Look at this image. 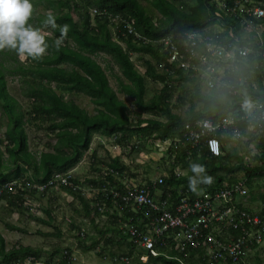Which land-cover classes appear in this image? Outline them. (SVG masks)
<instances>
[{"label":"trees","instance_id":"1","mask_svg":"<svg viewBox=\"0 0 264 264\" xmlns=\"http://www.w3.org/2000/svg\"><path fill=\"white\" fill-rule=\"evenodd\" d=\"M31 2L34 5L42 4L45 11L51 10L56 17L57 27H51L54 37L46 39L49 47L45 56L35 59L27 57L26 62H19L20 64L13 67L12 63L17 58L9 54L12 49H0V111L7 121L5 132L0 136V189L17 179L47 183L55 172L69 171L89 149L94 133H101L123 147L132 141H141L140 148L133 147L131 151L132 154H138L148 140L163 142L168 138L182 139L183 128L187 123L200 119L216 121L229 115H235V118L239 119L241 109L234 105L238 103V99L232 105L223 103L215 93H202L199 85H195L194 90L187 87L180 98L182 106L189 104L188 112L184 116L175 114L172 108L175 86L172 85L171 75L157 71L150 60L145 64L146 73L144 75L139 73L129 53L148 54L157 65L164 61V54L159 52L156 46L133 43L132 36L127 34L124 26H121L117 38L125 42L127 50H124L113 40L109 28V14L131 16L135 20V30L151 39L165 37L178 28L192 30L208 27L216 22L214 15L216 5L213 0H31ZM94 8L106 10L107 16L98 17L93 22L90 13ZM74 10L79 15L78 21L74 18ZM45 17L41 15L37 18L38 27L43 25ZM154 19H157V23H154ZM33 20L29 18L28 22ZM65 23L70 27L64 40H72L78 49H73L69 44L59 48L55 46V39L60 35L59 26ZM124 33L128 36L123 35ZM100 53L110 56L119 68L125 80L117 76L118 85L122 92L133 98L135 112H131L129 107L118 99L110 87L106 70L92 58L93 55ZM10 75L21 77L23 84L21 94L28 99L26 110L9 91L7 76ZM180 75L183 80H189L186 75ZM149 80L162 84L163 88L147 99ZM55 87L63 92L58 94ZM68 93L89 96L92 103L102 109L97 110V115L90 116L72 101L65 100ZM198 104L201 106L197 109ZM143 113L154 114L157 119L145 120L142 118ZM133 114L138 117L136 123L132 120ZM162 118L165 121H161ZM26 122L45 129L50 132V136L57 139L56 143L47 145L48 148L51 147L52 153L44 152L38 158L36 153L28 151V134L24 126ZM56 122H59L58 131L53 126ZM247 127L246 123L238 122V129L243 134L246 133ZM73 129L76 132H73ZM257 146L264 150V140ZM188 151V148H181L177 157L180 162L173 165V170L171 169L168 177H163L162 183L157 182V187L162 189L166 196L171 195V201H177L183 196L180 194L181 190L184 192L189 189L195 197L200 190L212 191L222 186L224 182H237L239 173L248 178L250 189L253 180L262 177V167L247 166L237 152H226L215 157L206 148L191 151L190 154ZM5 153L8 154V159H5ZM93 156L97 159V153ZM108 159L110 162L106 163L111 168L120 172L129 169L120 157L112 159L108 156ZM193 161L203 163L208 174L213 176L211 184H201L197 191H192L188 186V177L193 175L189 165ZM176 167L186 170L187 174L177 176L174 173ZM30 171L32 176L29 177ZM72 181L78 183V179L72 178ZM87 181L97 183L94 180ZM148 184H152L150 180ZM66 188V191L81 203L87 216L94 215L93 211L96 209L81 192H75L69 186ZM262 197L264 198V194ZM40 198L42 197L39 196L38 199ZM0 200H6L12 208L9 214H13L14 210H20L23 205V197L8 190L0 194ZM99 215L96 213L94 216ZM126 215L132 216L131 212H126ZM51 219L53 216L50 210ZM177 254L172 252V255ZM28 256L40 259L42 249L20 246L7 251L5 240L0 233V264L19 263ZM185 261L190 264L204 262L203 259H196L195 253ZM150 262L180 264L177 260H169L163 256L152 258ZM256 263L264 264V260L257 257Z\"/></svg>","mask_w":264,"mask_h":264},{"label":"built area","instance_id":"2","mask_svg":"<svg viewBox=\"0 0 264 264\" xmlns=\"http://www.w3.org/2000/svg\"><path fill=\"white\" fill-rule=\"evenodd\" d=\"M213 2L216 5V22L213 26L176 30L159 40H150L136 33L133 19L127 20L120 14H109L114 24H124L128 33L135 34L136 39L162 46V51L167 55L157 67L162 73L173 76V84H179L177 72L182 70L197 77L208 89L221 90L231 100L239 99V119L235 115H229L218 122H190L183 128L182 139L153 142L156 148L165 151V156H171L172 167L180 162L177 157L181 148H188L190 152L206 148L212 156L224 155L219 133L221 138L229 136L232 141H247L248 138L237 127L238 122L247 124V131L254 135L256 144L264 140V90H256L258 93L255 95L247 94L245 88L249 85L251 74L256 71L250 68L243 74L253 57L264 62V0ZM92 14L107 16L106 10L94 9ZM228 37L232 41L226 43ZM240 38L246 40L245 45L238 46L235 43ZM141 143L134 141L127 148L138 149ZM254 150L252 160L258 159V165L262 167L260 179L264 183V150ZM244 159L247 166H256L248 155ZM179 169H174L177 176L181 174L178 173ZM117 175L114 169L106 168L101 186L96 187L75 184L71 172H56L47 183H32L28 179L8 182L0 189V194L5 190L17 193L23 197L25 206L35 200L36 196L45 197L49 189L50 194L67 186L81 192L83 196L92 199V207L101 217L116 215L118 228L129 237L135 250L139 252V264H151V259L159 256L177 260L180 264H190L185 259L192 253H195L196 259L204 260L198 264H245L247 256L257 251L264 241V204L260 211L249 210L244 204L250 191L248 178H239L234 183L224 182L212 191L202 190L195 197L189 189L184 192L181 190L180 194L183 196L177 201H171L170 194L166 196L164 191L155 193L146 184L123 183L120 187L114 182ZM110 176H114V179L111 180ZM162 179L158 182L162 183ZM257 179L259 178L255 180ZM153 184L156 185V181ZM128 209L136 215L143 214V217L127 216L125 212ZM93 214L95 215L94 212ZM77 236L83 240L87 238L84 231H80ZM172 252L178 254L172 255ZM63 254L66 264L74 260L68 250ZM114 261L118 264H132L134 258L119 255L114 257ZM22 264L50 262L30 256Z\"/></svg>","mask_w":264,"mask_h":264},{"label":"rangeland","instance_id":"3","mask_svg":"<svg viewBox=\"0 0 264 264\" xmlns=\"http://www.w3.org/2000/svg\"><path fill=\"white\" fill-rule=\"evenodd\" d=\"M33 8V14L30 18H33L34 20L29 23L33 24V26L35 27L37 24L38 16L43 15L45 13V10L42 4H33ZM74 18L78 21L79 15L74 14ZM49 35L51 36V33ZM112 35L115 37V30H112ZM5 49L8 50V48ZM9 54L17 58V60L12 63L13 67H16L17 64H20L19 62H26V58H21V56L18 55V53L14 49H12V52H10ZM92 58H94V60L106 70V73L110 80V84L112 88L116 92H118L119 98L128 104L131 112H135L136 107L133 104V99L131 97L125 96L122 92L119 91L116 77L119 76L122 80L125 79L123 78L117 65H115V63L112 61L111 57L106 54L100 53L98 55H93ZM148 60L149 57L147 55L135 54L132 56V61L134 62L138 72L141 74L145 73V64ZM257 76L258 75H256L255 73L251 74L252 78H249V85L245 88V92L249 95H255L256 90H258L260 87L259 78ZM7 81L10 93L18 99V101L21 105L24 106V108L28 107V99L23 97L21 94L23 90V84L21 82L20 75L7 76ZM176 85L178 86V90L174 92L172 98L173 112L175 114L184 116L189 110V104L183 106L181 105L180 98L184 94V87H182L181 84ZM162 88V84L155 83L152 80H149L146 98L150 99ZM203 93L210 94V91L204 88ZM68 98H73V100L77 102L81 107L88 110L90 113H94V105L88 97L83 95L76 96L70 94ZM200 106L201 104H198L197 109ZM142 118L147 119L148 117L144 116ZM137 119L138 117L133 114L132 120L134 123H136ZM6 122L7 121L5 116H3L2 112L0 111V136H2L5 132ZM53 126L57 128L58 124H54ZM25 128L29 136L28 144L30 152H49L47 144L49 142L53 143L55 141V138L48 136L43 129H37L36 126L29 125L28 123L25 124ZM243 135L245 136V138H248L249 145L245 144V142L243 141H235L229 148L232 149L233 152H237L243 159L248 155L252 160V152H255V150L253 151V149H258V146L249 131H246V133ZM113 143V139L100 137L99 134L94 135L93 141L90 144L91 150L89 152H85V158L81 160V166H84V170L83 173L79 172V174H77V176H79L81 180H97L99 178V176L95 175L96 172L92 170L90 165L91 153L94 150H98L101 155H104L106 157L109 154L112 157H120L122 162L133 168L137 176L140 177L138 179H142L148 176L147 174H149L150 178H152L153 180H159L160 178L169 176L171 166H169L168 161L165 159V151L156 148L153 142H149L154 147L153 148L152 146H150V148H153L152 150H150L149 148H143V151L139 152L141 153L139 155L132 154V149L130 147H117ZM104 146H107L105 148H108L109 153H106L108 151L104 148ZM6 158L8 159V154L6 155L5 153V159ZM252 161V164L255 165H258L259 163L258 159L255 158ZM71 176L74 179L72 172ZM237 176L240 179L244 178L243 173H239ZM77 184L81 186H87L89 183L86 184L82 182ZM263 194V181L261 179L254 180L252 188L249 191V196L246 197V206L253 209L254 211L260 210V206L264 204V198L262 197ZM253 197H255V199H253ZM85 198L90 201L92 206V199L87 197ZM30 202L31 203H29L28 205H22V208L20 210H14L13 214H9V212L12 210L11 207L6 200H0V233L5 240L6 248L9 250L13 247L16 248L17 246L22 245V243H25L27 245L29 244L32 245V248H42V260L50 261V250L56 248V246L59 245L63 246L67 242L69 246L72 247L71 249L74 253V249L78 246L77 234L79 233V231L85 232V230H80L78 228L81 224L82 226H84V222L86 220L85 218H83L81 203L77 199L75 200L73 195L69 193L66 194V192L61 191V189L59 191L51 192V194L49 190L45 197H42L40 199L36 197L35 200H31ZM50 210L52 211L53 216V219L51 220ZM79 212H82V214ZM93 212L95 214L98 213L95 211ZM85 225H88V223H86ZM87 230L90 233L92 231V229L88 228ZM50 234H53V236H50ZM63 235H65V237H63ZM73 247L75 248L73 249ZM257 257L264 260V241L257 251H253L247 256L245 264H257Z\"/></svg>","mask_w":264,"mask_h":264},{"label":"crops","instance_id":"4","mask_svg":"<svg viewBox=\"0 0 264 264\" xmlns=\"http://www.w3.org/2000/svg\"><path fill=\"white\" fill-rule=\"evenodd\" d=\"M94 9H97V8H94ZM94 9H92V10H94ZM48 11H45V13L42 15V16H46V13H47ZM90 15H91V20L94 22L97 18H98V16H94L92 13H90ZM39 17V16H38ZM125 17V16H124ZM101 18V17H100ZM127 20H129V19H133L134 20V18H132L131 16H128V17H125ZM109 22H110V25H109V28H110V31H111V34H112V30H115V37L112 35V37H113V40H115V41H117L122 47H123V49L124 50H127L126 48V44H125V42L124 41H120L118 38H117V32H119L120 30H119V28L121 27V26H124L125 27V29L127 30L128 28H126V26L124 25V24H118V25H116V24H114L112 21H111V19L109 18ZM157 23V19H154V23ZM134 24H135V20H134ZM211 26H213V25H211ZM35 27H38L37 26V24H36V26ZM43 29H44V31L47 33V35H46V39H51V38H53L54 37V33L52 32V28H51V26H44V25H42L41 26ZM134 27V26H133ZM209 27V26H208ZM204 28H207V27H204ZM200 29H203V28H200ZM176 30H181V29H176ZM175 30V31H176ZM192 30H194V29H192ZM134 31L136 32V33H139L142 37H146V38H148V39H150V40H159V39H151V38H149V37H147V36H144V35H142L140 32H138L137 30H135V28H134ZM182 31V30H181ZM184 31V30H183ZM50 32H51V36L49 35L50 34ZM127 32H128V30H127ZM128 35H131L132 36V41H133V43H135V44H137V45H141V44H144V45H152V46H156V47H158L157 49H159V52H161L162 54H164V58L166 57V55H167V53H165L164 51H162V46L160 45V44H155V43H146V42H143L142 40L140 41V39H136V36H135V34H129V33H127ZM126 33H124L123 35H127ZM238 34V33H237ZM127 35V36H128ZM226 36H228V32L226 33ZM237 36H239V34L237 35ZM232 40H231V38L230 37H228L227 38V40H226V43H228V42H231ZM238 46H242V45H245L246 44V40H243V39H241L240 38V40L238 41V42H235ZM67 44H69L71 47H73V49H78L77 47V44L76 43H74L72 40H69V41H66V40H64L63 41V43H62V45L61 46H66ZM48 54V51H45V53L42 55V56H45V55H47ZM130 55H131V60H132V56L133 55H135V54H140V53H137V52H130L129 53ZM143 55H147L148 57H149V60L155 65V67H156V69H157V71H159L158 70V67H157V64H156V62L148 55V54H143ZM27 59V58H26ZM252 64H250L249 65V67H246L245 68V70H244V72H243V74H246L247 73V71H248V69H250V68H254L255 69V71H256V75H258L257 77L259 78V82H260V87H259V89H260V92H261V90H264V84H263V81H264V68H263V66H264V62H262L261 60H256V58L255 57H253V59H252ZM134 63V62H133ZM257 63V64H256ZM116 65V64H115ZM135 65V64H134ZM258 65V66H257ZM64 66H66V65H64ZM62 67V66H61ZM69 69V68H68ZM159 72H161V71H159ZM145 73H146V71H145ZM144 73V74H145ZM178 81L177 82H179V84H181L182 85V87H184V90H186L187 89V87H189V90H194V87H195V85H199L200 87H201V89H202V93H203V89L205 88V89H207L208 91H210V94H212V93H215L218 97H219V99L223 102V103H229V104H233V103H235L234 101L236 100V99H238V98H235V99H233V100H231L223 91H221V90H218V89H213V90H211V89H208L206 86H205V84L203 83V82H201V81H199V79L197 78V77H193V76H191L190 74H187L186 72H184V71H182V70H178ZM143 74V75H144ZM180 74H182V75H186V77H188L189 78V80L188 81H185V80H183V78L181 77V75ZM171 75V74H170ZM171 77H173L172 75H171ZM173 79V78H172ZM154 82V81H153ZM109 83H110V80H109ZM155 83H157V82H155ZM160 84V83H159ZM172 85L173 86H175V91L176 90H178V86L176 85V84H173V82H172ZM119 86V85H118ZM110 87L112 88V86H111V84H110ZM113 89V88H112ZM258 89V90H259ZM114 90V89H113ZM55 91L58 93V94H61L63 91L61 90V89H59V88H57V87H55ZM115 91V90H114ZM119 91L120 92H122L121 90H120V87H119ZM174 91V92H175ZM115 93H116V95H117V97H118V99L119 100H121L120 98H119V96H118V92H116L115 91ZM125 96H127V97H129L128 95H126L124 92H122ZM256 93H258V91H256ZM255 93V94H256ZM83 95V96H86V95H84V94H77V93H68L67 94V97L65 98V100L66 101H72L75 105H77L79 108H81V109H84L83 107H81L77 102H75L74 100H73V98H71V99H69L68 97H69V95ZM146 96H147V94H146ZM86 97H88L89 99H90V101H91V98L89 97V96H86ZM133 99V98H132ZM239 100V99H238ZM121 101H123V100H121ZM92 102V101H91ZM127 106H128V104L125 102V101H123ZM239 102V101H238ZM134 104V103H133ZM93 105H94V113H90L88 110H86V109H84L90 116H95V115H97V110H101L102 108L101 107H97L94 103H93ZM234 105H238V103H235ZM24 107V106H23ZM129 107V106H128ZM25 110H26V108H24ZM129 109H130V107H129ZM179 115V114H178ZM144 116H147L148 118L147 119H145V120H150V119H157V117L154 115V114H151V113H143L142 114V117H144ZM161 121H165L164 119H160ZM200 120H209V119H200ZM200 120H197V121H200ZM219 120H221V119H219ZM219 120H216V121H213V122H218ZM212 121V120H211ZM27 123V122H26ZM25 123V124H26ZM54 124H58V127L56 128L57 129V131H58V129H59V122H56V123H54ZM53 124V125H54ZM144 125H146V124H144ZM143 125V126H144ZM25 126V125H24ZM32 126H36L37 127V125H32ZM237 127H238V124H237ZM26 129V128H25ZM37 129H40V130H42L43 128H37ZM44 131H45V133L48 135V136H50V132H48V131H46L45 129H43ZM27 131V130H26ZM73 132H76V130L75 129H73ZM243 133V132H242ZM28 134V133H27ZM95 134H99L100 135V137H104V138H107L106 136H104V135H101V133H94L93 135H92V141H93V137H94V135ZM251 134V133H250ZM252 135V134H251ZM29 137V136H28ZM51 137H54V136H51ZM218 137L222 140V142H223V150H224V154L226 153V152H233L232 151V149H230L229 147L235 142V141H232L231 140V138L229 137V136H226L225 138H221V134L219 133L218 134ZM252 137H253V139L255 138L254 137V135H252ZM182 138H183V133H182ZM107 139H109V138H107ZM177 139H181V138H177ZM177 139H170V138H168L167 140H177ZM56 138H55V141L52 143V144H54V143H56ZM92 141H91V143H92ZM114 141V140H113ZM149 141L150 140H148V141H146L145 142V145H144V147L143 148H145V149H147V148H149L150 150H152L154 147H153V145H151L150 143H149ZM134 141H132L131 143H133ZM141 142V141H140ZM150 142H152V141H150ZM154 142H158V141H154ZM237 142H240V141H237ZM243 142H245V144H248L249 145V142H248V140L247 141H243ZM260 141H258V143H259ZM51 142H49L48 144H50ZM131 143H129L127 146H129ZM255 143H257V142H255ZM47 144V145H48ZM113 144H116L115 142L113 143ZM105 145V144H104ZM126 146V147H127ZM149 146V147H148ZM150 146H152L153 148H150ZM105 147H107V146H104V148ZM48 148V147H47ZM143 148L140 150V152L141 151H143ZM49 149V152H45V153H52V150H51V147L50 148H48ZM107 151H108V148H105ZM203 149V148H202ZM91 150V147H89V149L87 150L88 152ZM190 150V149H189ZM28 151H30L29 150V147H28ZM87 151H85V152H87ZM97 151V152H96ZM199 151H201V150H199ZM40 153H38V152H35L36 153V155L38 156V158H40V155L42 154V153H44L43 151H39ZM85 152H84V154H85ZM33 153V152H32ZM95 153H97V159H98V162H97V159L93 156ZM106 153H109V151L108 152H106ZM189 153H191L190 151H188V154ZM39 154V155H38ZM105 154V153H104ZM135 154V153H134ZM139 154H141V153H138V154H136V155H139ZM166 155H167V153H166ZM108 156H111L110 154L108 155ZM108 156L106 157V156H104V155H101L99 152H98V150H94L92 153H91V161H90V165H91V168H92V170L94 171V172H96V174L95 175H97V176H99V178L97 179V180H94V181H97V183L96 184H93V183H91V182H89V184L90 185H94V186H96V187H99V186H101V183L103 182L102 181V176H103V173H104V171H105V169L106 168H111L110 166H108V164L106 163V162H110V159H108ZM142 157V156H141ZM85 158V156L83 155V157L81 158V160H83ZM111 158L112 159H114V158H117V157H112L111 156ZM167 161H168V163H169V166H171V169L173 170V167H172V165H171V156H166V158H165ZM81 160L73 167V168H71L69 171H67V172H72V175H73V177H74V179L76 180V179H78V183H82V182H84V183H88V181H85V180H87V179H83V180H81L80 179V177L79 176H77V174H79V172H81V173H83V170H84V166L82 167L81 165ZM121 160V159H120ZM244 160V159H243ZM122 161V160H121ZM123 164L125 165V166H128V170L127 171H125V172H120L119 170H116V169H114V168H112V169H114V171H115V173H118V175L116 176V180L114 181L115 183H116V185H119L120 187H122V184L123 183H125V184H138V185H149V186H151L152 187V189H153V191L155 192V193H161V192H163V190L162 189H160V188H158L157 187V182H158V180H153L152 178H150V176H149V174H147L148 176H146V177H144V178H142V179H138V178H140L139 176H137V174L135 173V171L133 170V168H131L129 165H126L124 162H123ZM171 171V170H170ZM56 173V172H55ZM178 173H181L180 174V176H185L186 174H187V171L186 170H182L181 168L178 170ZM139 175V174H138ZM30 176H32V172L30 171L29 172V177ZM94 176V175H93ZM93 176H91V177H93ZM179 176V177H180ZM114 176H111V178L112 179H114L113 178ZM110 178V177H109ZM110 178V179H111ZM111 179V180H112ZM17 180H22V179H17ZM148 180H150L151 181V183L152 184H148ZM239 180V179H238ZM255 180V179H254ZM253 180V181H254ZM90 181H92V180H90ZM154 181H156V185H154L153 184V182ZM35 183H38V182H35ZM84 186V185H83ZM66 189L67 188H61V191H64V192H66V194H68L69 192L68 191H66ZM59 191V190H58ZM202 190H200V192H201ZM52 192H55V191H52ZM200 192H198V194L200 193ZM82 195V194H81ZM75 199V198H74ZM76 200V199H75ZM245 204V206H246V202L244 203ZM262 206H263V204L260 206V208H262ZM81 207H82V212H83V218H85L86 220H85V224L86 223H88V225H85L84 224V226H82V224L81 225H79V229L80 230H85V232H86V234H87V238H86V240L84 239H81L79 236H77V247L75 248V247H73V249L75 250L74 251V253H73V251H72V247L71 246H69V244L66 242L63 246H61V245H59V246H56V248H53L52 250H50V264H61L62 262H63V264H66V262H64V258H63V253H64V251L65 250H68L72 255H73V257H74V260L73 261H71V263L70 264H118V263H116L115 261H114V257L115 256H119V255H127V256H131V257H133L134 258V262L132 263V264H139L138 262H137V256H138V254H139V252H137L136 250H135V248H134V245L132 244V242L129 240V237L127 236V235H125V234H123L121 231H120V229L118 228V221H117V217H116V215H112V214H110L109 216H108V218H105V217H101V216H94V215H92V216H87L86 215V213H84V210H83V206L81 205ZM247 207V206H246ZM12 209V208H11ZM247 209H249V210H253V209H251V208H248L247 207ZM261 210V209H260ZM260 210H255V211H260ZM82 212H79V213H81L82 214ZM126 212H131V214H132V216H130V217H133V215H136L131 209L129 210H127ZM126 212H125V214H126ZM51 213H52V211H51ZM137 216V215H136ZM138 218H142L143 217V214H138V216H137ZM143 225V224H142ZM141 225V227L144 229V227ZM57 227V226H56ZM87 228L88 229H92V231H91V233L87 230ZM80 232V231H79ZM60 235V234H59ZM50 236H53V234H50ZM63 237H65V235H63ZM68 240H69V238H68ZM79 240V241H78ZM79 242V243H78ZM20 246H22V247H32V245H27V244H25V243H22V245H20ZM20 246H17L16 248H19ZM13 248H15V247H13ZM13 248H11V249H13ZM34 248V247H33ZM7 249V248H6ZM11 249H9V250H11ZM37 249H42V248H37ZM8 249H7V251H9ZM72 252H71V251ZM172 254V253H171ZM28 257H30V256H28ZM28 257H26L22 262H19V263H15V264H22V263H24L25 261H26V259L28 258ZM42 257H43V249H42ZM42 257L40 258V260H42ZM42 261H44V260H42ZM47 262V261H46ZM152 264V263H151ZM160 264V263H159Z\"/></svg>","mask_w":264,"mask_h":264},{"label":"clouds","instance_id":"5","mask_svg":"<svg viewBox=\"0 0 264 264\" xmlns=\"http://www.w3.org/2000/svg\"><path fill=\"white\" fill-rule=\"evenodd\" d=\"M73 13L77 14V11L74 10ZM32 14L31 0H0V49H14L21 58L35 59L45 53L49 47L47 33L42 27H34L28 22ZM43 25L57 27L56 17L51 10L46 13ZM59 27L60 35L54 42L57 48L62 45L70 26L65 23ZM189 167L193 175L188 177V186L192 191H197L201 184L213 182V176L208 174L203 163L193 161Z\"/></svg>","mask_w":264,"mask_h":264}]
</instances>
